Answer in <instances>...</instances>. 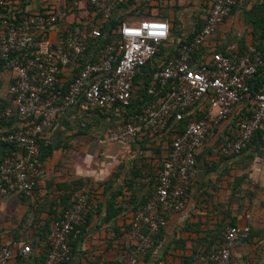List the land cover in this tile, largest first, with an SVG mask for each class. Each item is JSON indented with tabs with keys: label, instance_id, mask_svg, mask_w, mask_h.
<instances>
[{
	"label": "built area",
	"instance_id": "2783aa9c",
	"mask_svg": "<svg viewBox=\"0 0 264 264\" xmlns=\"http://www.w3.org/2000/svg\"><path fill=\"white\" fill-rule=\"evenodd\" d=\"M13 0H0V7ZM50 11L24 15L20 19L4 16L0 23V64L10 68L12 81L0 118H16L21 125L0 130V148L12 150L0 160V201L9 194L30 196L40 176L39 147L36 138L50 130L57 116L72 107L83 110L116 111L127 116L109 125L105 141L134 144L143 133L160 134L169 125L185 122L183 130L171 141L167 158L157 175L153 195L137 207L127 235L131 248L118 264H144L152 254L157 234L167 226L168 216L183 211L195 182V153L208 140L214 125L228 117L236 106L246 110L232 129L231 137L221 146L224 157L239 155L249 145L254 133L261 132L264 145V82L252 92L249 81L264 67V55L249 45L239 52L234 44L228 53L203 43L229 16L240 0H211L202 28L190 42L182 45L178 56L157 57L160 46L170 39L167 18H140L134 24L123 22L116 44L99 45L80 66L87 37L102 38V26L90 32L49 33L56 28L64 9H78L80 3L99 8L101 18L109 20L115 9L128 0H57ZM62 5V6H61ZM94 43V41H93ZM150 64L142 99L135 85L142 69ZM64 68L79 72L63 91L59 75ZM137 94V95H136ZM134 108H132V106ZM204 108L199 117L200 107ZM94 207L88 193L78 194L62 216L50 222L44 240L42 264H63L70 260V242L80 234V227ZM246 224L230 226L207 253L208 264H236L232 249L248 239L250 216ZM17 243H0V264H22L18 260L31 252L29 245L14 251ZM155 264H164L156 261Z\"/></svg>",
	"mask_w": 264,
	"mask_h": 264
},
{
	"label": "crops",
	"instance_id": "0c3cea01",
	"mask_svg": "<svg viewBox=\"0 0 264 264\" xmlns=\"http://www.w3.org/2000/svg\"><path fill=\"white\" fill-rule=\"evenodd\" d=\"M210 2L128 0L125 6L114 10L111 19L115 21L121 16L126 21L127 14L136 11L137 20L159 18L164 13L182 35L190 34L196 29V18H205ZM60 4L57 0H14L0 9V20L21 10L22 5L24 11L36 12ZM177 5L181 7L178 11L170 9ZM64 11L49 33L50 39L59 33L66 34L71 25L81 31L112 22L107 23L99 9L84 3L77 10ZM263 31L264 0H240L200 51L232 44L240 51L249 45L264 49ZM73 72L64 68L58 84L67 85ZM11 81L10 68L0 64V109L5 106ZM199 110L200 117L204 108ZM126 114L123 109L95 111L72 107L57 116L52 129L42 133L41 140L52 149L41 163L32 195L9 194L0 201V243H17L14 251L18 252L26 245L32 249L22 264L43 259L50 222L60 217L80 193H88L94 207L83 225L82 240L73 245L71 258L65 264H118L124 260L131 248L129 224L137 207L153 195L158 172L175 136L173 132H146L134 144L105 141L107 127L122 121ZM246 115L245 109L236 106L228 117L214 125L208 140L197 149V174L187 206L168 216L167 226L156 236L153 252L144 264L158 260L164 264H208L205 258L209 250L228 227L245 225L246 215L250 216L251 232L247 240L232 249V259L236 264H264V146L255 141L239 155L220 154L235 123ZM20 125L16 118H0V130H13ZM11 151L8 147L0 148V160Z\"/></svg>",
	"mask_w": 264,
	"mask_h": 264
},
{
	"label": "trees",
	"instance_id": "16d2710c",
	"mask_svg": "<svg viewBox=\"0 0 264 264\" xmlns=\"http://www.w3.org/2000/svg\"><path fill=\"white\" fill-rule=\"evenodd\" d=\"M14 1V0H13ZM123 6L125 5H122L121 7L119 8H122ZM4 7V6H3ZM22 9L21 10H16L14 12H10L9 13V16H14L16 19H20L22 16L24 15H29V14H32V13H43V12H48L50 11L51 7L50 6H46L42 9H40L39 11H36V12H26L24 11V7L25 5H22ZM2 7H0L1 9ZM95 9H99V8H95ZM209 9V7L206 8L205 10V16H206V12L207 10ZM233 9V8H232ZM68 10V9H66ZM72 10H77V9H71ZM100 10V9H99ZM232 11V10H231ZM101 12V11H100ZM159 18H167L170 20V23H171V30H170V39L168 41V43H166L165 46H160L159 47V51H158V55L157 57H161L162 59H165L166 57H171L173 55L175 56H178L179 55V50L180 48L182 47L183 44L187 43V42H190L193 37L195 36V34L202 28L203 24H204V19L203 21L200 20L199 17L196 18V23H195V26H196V29L193 33H190V34H183L180 33L179 30H177L175 28V22H173L170 18H168L167 16H160ZM108 22L107 23H111L110 24H107V25H103L102 28L100 29L101 30V34H102V38H98L96 40L92 39L90 36L87 37V45L85 47V51H84V56L79 60V63H80V66L82 64H84L90 57H91V54H92V51L99 45V47H104L106 44H116L118 41H120L121 37L120 35L117 33V30L119 28V26L121 25V23L125 22V19L124 17H118L117 20L113 21V19H109L107 20ZM75 26L76 25H71L70 28L68 29V32L65 34V35H69V34H73L75 33ZM92 29V26L88 27L87 29H84V30H81V31H86V33L90 32V30ZM261 30V29H260ZM262 33V37L264 35V31L261 32ZM257 34V33H256ZM255 32H254V35H256ZM259 35V34H258ZM94 41V43H93ZM236 46V49L239 51V52H243V51H240L237 47V45L235 44ZM256 49H258L262 55H264V49L261 48L260 46H257V45H254ZM227 47L226 46L225 48H218L216 47L215 49L217 51H220L222 53H228L227 51ZM245 51V50H244ZM203 52V51H202ZM151 71V68H150V64H147L143 69H142V72L144 73V76L140 77V76H137L135 78V85L136 87H139L138 89V95H141L142 96V99H146L147 96L145 95L144 93V87L146 85V80L147 78L149 77V72ZM79 72V68L75 69L74 72H73V77L76 76V74ZM258 78H260L258 81H256ZM73 80V78H72ZM71 80V81H72ZM70 81V82H71ZM69 82V83H70ZM255 82V83H253ZM264 82V67L260 68L259 72L257 74H255V76L249 81V85H250V89L252 92H255L259 86L261 85V83ZM68 83V84H69ZM67 85H63V91H65L67 89ZM136 94V95H137ZM4 106V105H3ZM135 105L132 106V108H134ZM131 109H128L127 112H129ZM97 111V110H95ZM201 117V116H200ZM184 124L185 122H179V123H175V124H172V125H169L167 128H166V131L164 132H173L176 134L180 133L183 128H184ZM1 128V127H0ZM36 141H37V144H38V147H39V156H38V162L40 163V168H41V163L44 161V159L50 155V152H51V149H52V146L49 145V144H46L43 140H41L40 137L36 138ZM172 141V139H171ZM171 141H170V144H171ZM255 141H258L260 142L261 146H264L263 145V142L261 140V132L260 131H256L249 143V145L247 146V148L245 150H247L249 148V146H251L252 143H254ZM6 146H4L5 148ZM10 148V147H8ZM244 150V151H245ZM242 151V152H244ZM4 156V155H3ZM163 163V162H162ZM162 167V165H161ZM36 187V185H35ZM34 187V189H35ZM34 191V190H33ZM19 196H25L26 195H19ZM31 196V195H30ZM77 196V195H76ZM144 204V203H143ZM142 205V204H141ZM62 216V215H61ZM58 217L54 218V219H57ZM88 218V215L86 216V219ZM85 219V221H86ZM85 223V222H84ZM83 223V225H84ZM83 225L80 227V230H81V234L74 240H72L70 242V245L72 246V249H73V245L76 244L77 242H80L82 240V235H83ZM162 231V230H161ZM160 231V232H161ZM159 232V233H160ZM158 233V234H159ZM157 234V235H158ZM47 235V233H46ZM46 238V236H45ZM156 240V238H155ZM31 248V247H30ZM32 251V249H31ZM31 253V252H30ZM29 253V254H30ZM28 254V255H29ZM72 255V254H71ZM26 257V256H25ZM24 257V258H25ZM24 258H20L18 257V260L21 261V263L23 262V259ZM149 258V257H148ZM44 260V256H43V259L38 262V263H35V264H42ZM69 261V260H68ZM67 261V262H68ZM65 262V263H67ZM63 263V264H65Z\"/></svg>",
	"mask_w": 264,
	"mask_h": 264
},
{
	"label": "rangeland",
	"instance_id": "374dc122",
	"mask_svg": "<svg viewBox=\"0 0 264 264\" xmlns=\"http://www.w3.org/2000/svg\"><path fill=\"white\" fill-rule=\"evenodd\" d=\"M167 1V0H166ZM164 2V1H163ZM144 3V2H143ZM166 3V2H165ZM186 5H188V3H186V4H184V6H182L183 8H185L186 7ZM181 7H179L178 5L177 6H175V7H170V9L172 10H175V11H178L179 9H180ZM136 13H137V11H136ZM136 13L134 12V13H129V14H127V19H126V21L125 22H132V21H136L137 20V16H136ZM161 16H166V14H164V13H161L160 14ZM134 24L136 23V22H133Z\"/></svg>",
	"mask_w": 264,
	"mask_h": 264
}]
</instances>
